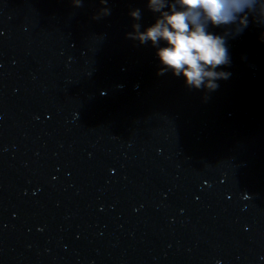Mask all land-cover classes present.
<instances>
[{"label":"water","instance_id":"obj_1","mask_svg":"<svg viewBox=\"0 0 264 264\" xmlns=\"http://www.w3.org/2000/svg\"><path fill=\"white\" fill-rule=\"evenodd\" d=\"M159 15L0 0V264H264V0L207 25L214 91L129 36Z\"/></svg>","mask_w":264,"mask_h":264},{"label":"clouds","instance_id":"obj_2","mask_svg":"<svg viewBox=\"0 0 264 264\" xmlns=\"http://www.w3.org/2000/svg\"><path fill=\"white\" fill-rule=\"evenodd\" d=\"M176 3L180 10L168 5L170 11H162L166 0H148L149 8L160 13L159 18L143 32L139 31V24H133L135 31L129 36L141 44L164 42L155 53L162 65L158 74L170 70L174 76H182L189 88L214 91L219 87L217 80L230 76L229 72L218 70L230 64V57L224 39L208 31L207 25L231 23L251 0H176ZM130 16L138 20L139 11H132Z\"/></svg>","mask_w":264,"mask_h":264}]
</instances>
